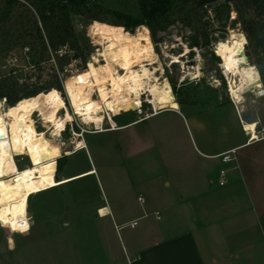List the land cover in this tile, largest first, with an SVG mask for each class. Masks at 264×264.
Listing matches in <instances>:
<instances>
[{"label":"rangeland","instance_id":"1","mask_svg":"<svg viewBox=\"0 0 264 264\" xmlns=\"http://www.w3.org/2000/svg\"><path fill=\"white\" fill-rule=\"evenodd\" d=\"M96 4L97 6L90 8L89 13L105 18V21L101 22L103 24L118 25L125 22L132 25L133 19L141 16L136 0H99ZM222 4L221 0L201 8L193 3H178L168 13L150 21L149 25L136 24L130 28L131 31H128L135 32L140 25H145L149 29V36L158 58L156 64L163 66L161 75L171 86L170 96L182 101L183 115H177L170 111L173 109L166 106L161 107L159 113L143 119L144 114L152 109L149 103L143 102L142 113H138L136 109H130L112 116L116 125L141 119L138 123L118 132L104 131L93 134L91 130L95 128V124L82 123V119L73 112L71 100L65 90L68 80L87 73V61L91 59V55L103 47L99 43L94 45L91 42L92 38L86 34L87 27L92 21L88 20L82 11H76L73 14V35L78 40L85 63L80 57H76L63 65L61 69L58 62L60 52L65 49V46H61L56 52L48 50L40 56L39 51L31 45L32 41L25 35L26 32L34 33L31 17L18 7L14 9L12 21L2 20L1 11L4 10L5 5L3 0H0V78H7L9 90L18 92L28 91L38 86L47 88L59 82L61 92L52 87L47 91H39V94H44L50 105L48 115L55 113V121L63 120L65 113L73 117L71 122L65 121L63 130H57L54 126L56 131H60V136H51V139L55 148L60 147V153L54 155L51 152L50 159L44 161L48 167L43 166L42 169L51 170L56 179L89 168L95 170V175L79 176L58 187L30 195L26 203V218L30 224L28 233L12 232L9 227H5L8 232H4L3 227H0V264H14L3 262L4 258H29V260L32 258L33 264H80L78 260L81 261V254L84 255L88 249L87 246H81L93 244L92 238L88 239L90 242H84L81 237V233L92 235L93 231L82 232L81 225L85 224V229H93L92 225L99 222L94 214L98 204L105 201L124 214L141 213L139 203L136 201L137 190L128 185L126 162L131 157H127L130 153L127 140L134 141V146L142 151L139 160H142L145 165L139 171L156 182V190L153 192L156 194L164 192V187L160 185L161 181L157 177L158 150L161 146L170 143L189 148L193 142L192 133L196 132L191 117L205 118L212 113L205 97L215 93L211 87L215 84L214 79L220 81L218 88L228 95V78L223 74L220 57L215 54V45L219 40L228 38L231 29L242 33L243 30L238 15L232 19V13L235 12L233 6L226 12ZM246 17L256 20L260 18L252 11L246 12ZM113 22L116 24H112ZM81 25L83 28L80 27ZM203 31L209 42L206 45L202 43L204 40L200 34ZM152 32L155 34L154 38L151 36ZM194 38L200 42L199 46L191 45ZM68 40L70 42L72 38L69 37ZM26 46L30 48L28 51L25 49ZM185 46L188 49L186 54ZM73 53L74 51L67 47L63 58L72 56ZM173 56L179 58L178 62H172ZM250 56L252 57L251 52ZM74 61L77 63L73 64ZM99 62H103L102 57H99ZM182 62L185 69L182 67ZM252 63H254L253 57ZM197 69L203 75L199 82L190 83V77L187 74H194ZM258 70L264 82V65L259 66ZM181 77H185L182 83ZM21 80L23 83H20ZM200 87L205 88L199 91ZM52 89H56L60 94L59 100L55 97L49 98ZM243 95L242 104L254 111L256 94L247 91ZM92 96L97 97L95 91ZM192 98L195 100L191 101L190 105L189 101ZM61 101H63V107H60ZM50 102L54 103V108ZM9 107L6 104L5 110ZM26 108L30 109V106ZM259 111L261 112L260 107H257L254 112L259 113ZM226 112L229 113V125L232 128H241L239 114L233 109L229 111L227 109ZM102 115L103 127L109 130L111 128L109 119L104 113ZM29 116L34 120L38 131H46L51 126L42 122L44 119L39 110H30ZM47 135H50V132H47ZM73 139L77 142L83 139L87 148L74 150L75 144L71 143ZM60 141H63L62 147ZM15 159L19 167L33 162L25 151L15 155ZM58 162L64 165L57 170ZM2 176H4V170L0 167V177ZM150 201L155 204V207L163 210L164 205L161 200L151 198ZM48 210H51V216L46 214ZM162 214L165 215L166 212L163 211ZM9 237L14 241V248L11 250ZM21 264L29 263L24 260Z\"/></svg>","mask_w":264,"mask_h":264},{"label":"crops","instance_id":"2","mask_svg":"<svg viewBox=\"0 0 264 264\" xmlns=\"http://www.w3.org/2000/svg\"><path fill=\"white\" fill-rule=\"evenodd\" d=\"M211 87L215 93L205 99L212 113L191 117L196 132L189 148L170 143L158 150L157 177L163 193L153 192L156 182L139 171L145 165L139 160L142 151L127 140L128 185L137 190L141 213L124 214L103 200L94 209L99 222L93 229L81 225L82 232L93 231L92 235L81 233L84 242L92 238L93 244L81 246L88 249L78 263L264 264V135H260L264 134V96L256 95L253 109L261 110L256 113L242 103L235 107L224 90L216 84ZM177 103L179 109L170 111L183 115V103ZM227 109L239 114L241 124L255 123L259 138L247 142L251 130L244 131L242 125L232 128ZM139 120L105 131L118 132ZM230 149L234 159L223 162L220 155ZM221 168L228 170L223 185L218 184ZM151 198L161 200L163 210ZM102 207L109 213L100 214ZM133 220L137 224L130 226ZM24 260L33 264L32 258H4L3 262L21 264Z\"/></svg>","mask_w":264,"mask_h":264},{"label":"bare ground","instance_id":"3","mask_svg":"<svg viewBox=\"0 0 264 264\" xmlns=\"http://www.w3.org/2000/svg\"><path fill=\"white\" fill-rule=\"evenodd\" d=\"M95 21H98V20H95ZM108 25L111 27H120V25H110V24ZM232 32L242 33L240 31L231 29L229 35L227 36L228 38L219 40L215 45V54L220 57L221 65H226L230 63V61H228L226 58L230 56L231 53L223 49L218 50V45L220 43H225L229 47H231L230 35ZM125 33H127L130 38H134L138 34L137 29L135 30V32H128L125 30ZM140 34H143L142 29L140 30ZM117 35H122V34H115V33L104 34V36H106L107 39H105L104 36H101V35L96 36V39L102 41V43H99V44L103 45L102 49L98 51H101V52L104 51L107 45L110 43L116 45V47L109 50V53H108L109 60H111V55L113 53H116L120 56L121 62H123L122 54L119 52V50L120 48H125L132 54L130 56V59H135L136 54H140L139 62L145 64V66L148 67L149 71H152L153 69H160V68L163 69V66L161 64H156L158 58L156 57L157 54L154 51V47H152L151 53L142 52V49L147 44L146 41L140 40L139 46H137L134 39H130V40L123 39V38L117 39ZM151 43L153 46L152 40H151ZM234 51L238 53V56L233 57V59H238L240 56H243L247 58V66L255 65L254 63H251L248 61V56L245 53L246 51L245 45H244V51L242 53L239 51L238 48L234 49ZM145 57L155 58V62L149 64L148 60L145 59ZM102 60H103L102 63L92 62V67L94 69H98L102 66L107 65L110 68H115L116 73L119 76L126 74L125 70L122 68H119V65L117 63L115 62L109 63L108 61L104 59V57H102ZM89 62L90 60L87 61V68H88L87 72H90L92 70V69H89L88 67ZM181 64H182V67L185 69L184 63L182 62ZM237 67L240 69H243L245 65L240 64ZM138 68H139V64L132 65L133 71L137 70ZM222 69H223V74L228 78L227 91L229 95L230 87L233 88L234 90L240 84L241 78L239 74L233 76L232 72H228L226 67ZM79 76H76L68 80L65 84L66 85L65 90L68 92L67 90L68 87L71 88V95H69L68 93L69 98L71 100V107L75 115L79 116L80 119H82V121L85 116H93V117L103 116L102 113H104V115H106L108 119L112 120V116H114L113 111L116 109H118L119 112L127 111L130 109L132 110L137 109L134 103L130 102L129 104H126V105L122 103V99H129L131 101V99L134 97V94H130L127 91H122V89H126L129 86H134V85H131L130 81L128 82V84H120L117 89H113L112 80L116 79L115 76L109 77L107 73L98 72L96 76L88 77L87 81L85 82L79 81L78 80ZM98 79L104 80L105 82L98 84L96 83ZM164 80H167V79L161 75V72L159 70H157L154 73V79L145 78L142 81V83L145 84L146 86H150L153 84L162 85ZM215 80L217 79H214L213 81ZM256 83L260 84L261 88H256L255 85H251V86L246 87V90L243 93H238V95L242 96V100L239 102H235L237 105L244 101L243 94L245 92L252 91L255 94L256 92H260L264 90V82H262L261 80V74H260V80L257 81ZM101 88H103L105 91V94L107 97L106 99L101 96V93H100ZM93 91L96 92V96H97L96 98L92 96ZM117 91L119 92V95H116ZM164 91H168V89H164ZM141 92L142 94H144L143 89H141ZM146 96H147L146 102L147 100L153 99V97L150 94L146 93ZM261 96H264V95H261ZM73 98H75V103H73ZM139 99H141V96L139 97ZM89 104L98 105L100 108V111H96L95 107L93 108L92 111H88ZM108 104H112V108H108L107 107ZM26 106H30V109H27V108L26 110L22 109L19 113H17V116L24 115L25 119L15 120L14 117L12 118L5 117V124L8 125V127L5 128L4 133H0V167H2L4 170V176L0 177V216L7 218V219H12L15 216V218L19 220L21 217V214H23L26 217V203L30 195L58 187L71 179L73 180V178H76V177L78 178L79 176H84L86 174L88 175V174L95 173V170L93 168H90L88 170H85V171H82V172L61 178V179H56L54 173L51 170L49 169L43 170L42 169L43 166H45V168L48 167L44 161L50 159V153L53 152V149L55 148L54 144L52 143V139H51V136H52L51 133L53 131H56L54 127L55 122L52 120H45L44 118L48 115V110L50 108V105L47 102L44 95L40 96V98L36 100L35 107H32L31 105H26ZM77 106L79 107V112L76 111ZM150 107L152 108L151 115H155L161 111V106L159 105L154 107L152 104H150ZM30 110H39L41 113H43L44 120H42V122L44 124L48 123L51 126L47 128L46 131H38V129L34 125L35 123L34 120L31 119L29 116ZM14 120L16 123V129L20 130V131L15 132V136H14V131L10 126ZM28 126H31L34 129L35 136L32 137L30 140L26 141L25 137L29 136V133L27 131ZM244 126L248 130H252L253 135H255V131H254L255 123H245ZM116 128H117V125H116ZM47 132H50V135H47ZM41 133H43L42 139L40 138ZM14 140L17 142L14 143ZM5 141L7 142L6 145L4 144ZM46 143H47V147H45ZM18 149H22V150H18ZM22 151H25L28 158L32 160L33 162L30 165L19 167L15 159V155L22 153ZM22 205L23 207H21ZM105 209L107 211H104L103 214H108L109 211L107 207L100 208L98 212L102 214V210H105Z\"/></svg>","mask_w":264,"mask_h":264},{"label":"clouds","instance_id":"4","mask_svg":"<svg viewBox=\"0 0 264 264\" xmlns=\"http://www.w3.org/2000/svg\"><path fill=\"white\" fill-rule=\"evenodd\" d=\"M236 13H232V19L236 18ZM83 28V25L80 26ZM142 29L143 34H140V30ZM122 34V35H117V39H134L136 42V45L139 46V41L144 40L147 42L146 46L142 49V52L144 53H151L152 52V43L150 40L149 36V29L144 26L140 25L137 28V36L134 38H130L127 33H125L124 27H111L108 24H103L98 21L93 20L91 24L88 25L87 27V36L89 38H92L91 42L95 45L98 43H102L101 40L95 39L96 36L101 35L104 36V34ZM105 39H107L106 36H104ZM230 43L231 47H229L225 43H220L218 45V50L223 49L226 50L227 52L231 53L230 56H228L226 59L230 61V63L226 65H221L222 68H227L228 72H232L233 76L239 74L240 75V84L233 90V88L230 87L229 91L230 94L233 98L234 102H239L242 100V96L238 95V93H243L246 90V87L255 85L256 88H261V85L256 83L257 81L260 80V73L257 68V66L252 65V66H247V58L240 56L238 59H233V57H237L238 53L234 51V49H239V51L242 53L244 51V45L247 43V40L244 37L243 33H236L232 32L230 35ZM116 47L115 44H108L107 47L105 48L104 51H97L91 56L90 62L88 64L89 69H92L90 72H87L84 75H81L78 77V80L81 82L87 81L88 77L90 76H96L97 73H107L109 77L115 76L116 79L112 80V85L113 89H117L120 84H128V82H131V85L134 86H129L126 89H122V91H127L130 94H134V97L131 99H122L123 104H129L134 103L136 107L139 109L142 101L139 99L141 96L142 92L141 89H143V93L150 94L153 99L147 100L148 103L152 104L154 107L156 106H161V107H170L171 109L178 110L179 109V104L176 102V99L174 96H170L171 88L168 84L167 80H164L162 85L159 84H153L150 86H146L145 84L142 83V81L145 78L149 79H154V73L155 71L159 70L161 74H163V69H153L152 71H149L148 67L145 66V64L140 63V54H136L135 59H130V56L132 55L127 49L125 48H120L119 52L122 54V61L121 58L118 54L113 53L111 55V60H109V50ZM172 47H175V45H172ZM67 46H65V49H62L60 54L63 55ZM188 49L187 46H185V54L187 53ZM99 57H104L106 61L109 63L115 62L119 65V68H122L125 70V75L119 76L116 73L115 68H110L109 66L105 65L102 66L98 69H94L92 67V62L99 63ZM145 59L148 60V63L151 64L155 62V58H149L145 57ZM171 60L173 62H178L179 58L176 56L171 57ZM197 60H199V55H197ZM10 63H12L10 61ZM77 62H73L75 64ZM134 64H139V68L135 71L132 70V65ZM243 64L245 67L243 69L238 68L237 66ZM190 77L189 82L191 83L192 81L199 82L200 77L203 75L199 69L195 71V73H188L187 74ZM185 77H181V83L183 82V79ZM104 80L98 79L96 83H104ZM217 86L220 85L219 80L214 81ZM20 83H23L21 80ZM164 89H168V91H164ZM68 93L71 95V88L68 87ZM101 96L104 97L105 99L106 94L103 88L100 89ZM257 96L264 95V90L260 92L255 93ZM116 95H119V92H116ZM40 96H43V93L40 94ZM40 96H37L35 99L32 100H25V101H20L18 102V105L16 107H10L5 111V107L7 104V98L5 97L4 100H0V133L5 132V128L8 127V125L5 124V117L12 118L14 117L15 120H24L25 116L24 115H19L17 116V113H19L22 109L26 110V105H31L32 107L36 106V100L40 98ZM55 97L59 100L60 94L56 89H52L49 93V98ZM73 103H75V98H73ZM60 107H63V101L60 102ZM95 107L96 111H100V108L98 105H93L89 104L88 105V111H92L93 108ZM108 108H112V104L107 105ZM76 111L79 112V107H76ZM43 115V113H41ZM114 115L119 114V110L116 109L113 111ZM45 120H53L55 122V127L57 130H63L65 127V121H72L73 117L71 115H68L65 113V117L63 120L60 121H55V113H52L51 115H48L44 117ZM15 120L11 123V128L14 131V136L15 132L20 131L16 129V123ZM103 116H85L82 123L83 124H90L94 123L95 128L92 129V133L95 134L96 132H104L106 129L103 127ZM109 123L111 124V128L114 130L116 128V123L109 119ZM27 131L29 133V136L25 137V140H30L32 137L35 136V131L31 126L27 127ZM53 137H59L60 136V131H53L51 133ZM40 138H43V133L40 134ZM17 142L14 140V143ZM6 141L4 144L6 145ZM71 143L75 144V149L74 150H79L80 148L86 147V144L83 139H81L79 142H77L75 139L71 141ZM60 146H63V141H60ZM45 147H47V143L45 144ZM22 150V149H18ZM60 153V147L54 148L53 149V154L54 155H59ZM23 207V205L21 206ZM105 210H102V214ZM0 227H9L12 232H19L20 234H26L28 233L30 229V224L28 222V219L21 214V217L19 220L15 218V216L12 219H7L2 216H0ZM14 248V241L12 240L11 237H9V249L11 250Z\"/></svg>","mask_w":264,"mask_h":264},{"label":"trees","instance_id":"5","mask_svg":"<svg viewBox=\"0 0 264 264\" xmlns=\"http://www.w3.org/2000/svg\"><path fill=\"white\" fill-rule=\"evenodd\" d=\"M99 0H3L5 5L4 10L1 11L2 20H11L13 17L14 9L20 7L22 10L31 17L33 24L32 32H26L27 38L32 41L31 45L39 51L40 56L48 50L56 52L61 46H67L73 50L72 56L64 57L60 55L59 66L67 64L71 59L80 57L85 63V58L82 56L80 45L76 36L73 35V14L76 11H82L83 15L90 21L98 20L100 22L105 21V18L98 16L94 13H89V10L93 6H97ZM221 0H136L141 16L133 19V24L119 23L124 27L126 31H131L133 25L147 24L152 20H156L158 17L168 13L174 5L193 3L198 7H204L214 2ZM222 6L226 9V12L233 6L235 12L238 15V20L242 24V30L247 40L248 48L253 57L254 64L256 66L264 65V0H222ZM252 11L260 18L253 19L247 18L246 12ZM129 17V16H128ZM116 24V23H112ZM203 36V44H208L206 33L200 32ZM154 32L151 33L154 38ZM72 40L69 42L68 38ZM200 42L197 38H194L192 46H199ZM29 48V46H26ZM33 49V48H32ZM30 53V52H29ZM261 53V55H259ZM13 77V76H11ZM7 78H0V100L7 98V105L10 107H16L18 102L25 100L35 99L40 96L39 91H47L54 87L61 92V86L59 82L54 85L45 88L44 86L34 87L31 90L18 92L10 91L9 85H7ZM16 83L17 82H13ZM12 85V84H11ZM39 94V95H38ZM44 95V94H43ZM51 103V102H50ZM54 108V103H51ZM64 164L57 163V170L62 168Z\"/></svg>","mask_w":264,"mask_h":264},{"label":"built area","instance_id":"6","mask_svg":"<svg viewBox=\"0 0 264 264\" xmlns=\"http://www.w3.org/2000/svg\"><path fill=\"white\" fill-rule=\"evenodd\" d=\"M25 49L28 51V47H25ZM227 84H228V82H227ZM228 89V88H227ZM229 97H230V99H231V101H232V103L234 104V106L236 107V103L233 101V99H232V97L230 96V94H229ZM141 99H142V103L143 102H146V95H144V94H142L141 95ZM147 103V102H146ZM150 109H151V107H150ZM136 110H138V113H142V105L140 106V108L138 109H136ZM154 112V111H153ZM152 114V109H151V111L148 113V112H146L145 114H144V117L143 118H145V117H148V116H150ZM242 125V128H243V130L244 131H246V132H249L250 133V130H248L245 126H244V124H241ZM260 135H264V134H260ZM253 136H254V138H253ZM259 137H258V134H255V135H253V131L251 130V133H250V135L247 137V139H246V141L247 142H250V141H253V140H255V139H258ZM234 150L233 149H230V150H227V151H225V152H223L220 156H221V160L223 161V162H228V161H231V160H233L234 159ZM227 173H228V170H227V168H221L219 171H218V184L219 185H223L225 182H226V180H227ZM138 201L140 202V203H143L144 202V198L142 197V196H139L138 197ZM156 213V215H157V217L159 216V213L158 212H155ZM137 224V220H133L132 222H130V226H135Z\"/></svg>","mask_w":264,"mask_h":264},{"label":"water","instance_id":"7","mask_svg":"<svg viewBox=\"0 0 264 264\" xmlns=\"http://www.w3.org/2000/svg\"><path fill=\"white\" fill-rule=\"evenodd\" d=\"M245 48H246L245 53H246L247 56H248V61L252 63V57L250 56V50L248 49V44H247V43L245 44ZM46 214H47L48 216H51V215H52L51 210H48V211L46 212ZM3 231H4V232H8V229L5 228V227H3Z\"/></svg>","mask_w":264,"mask_h":264}]
</instances>
